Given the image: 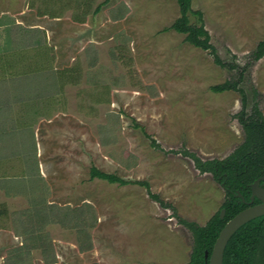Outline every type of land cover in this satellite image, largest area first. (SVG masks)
Instances as JSON below:
<instances>
[{
	"label": "rangeland",
	"instance_id": "rangeland-1",
	"mask_svg": "<svg viewBox=\"0 0 264 264\" xmlns=\"http://www.w3.org/2000/svg\"><path fill=\"white\" fill-rule=\"evenodd\" d=\"M104 1L0 0V264H189L194 236L179 218L205 225L227 200L212 173L171 151L222 159L244 141L241 92L211 87L241 78L264 38V0H193L222 60L241 69L164 30L177 0ZM80 18L101 26L102 47L80 50L93 32ZM239 87L248 113H264V57ZM93 165L148 180L173 207L92 179Z\"/></svg>",
	"mask_w": 264,
	"mask_h": 264
},
{
	"label": "trees",
	"instance_id": "trees-1",
	"mask_svg": "<svg viewBox=\"0 0 264 264\" xmlns=\"http://www.w3.org/2000/svg\"><path fill=\"white\" fill-rule=\"evenodd\" d=\"M177 1L180 6V16L164 30L173 29L178 33L185 34L186 42L210 51L218 65L231 69H241L239 65L226 63L222 60L216 46L212 43L211 34L205 26L204 13L202 10L193 9V0ZM107 2L109 0H105L102 5L107 4ZM102 5L96 9V13ZM191 13L199 18V24L191 22ZM263 57L264 38L250 54L248 63L240 72V77L242 78L243 71ZM241 78L216 84L211 89L216 93L228 90L241 92L243 107L236 116L245 132L244 141L231 154L222 159L204 160L189 149L171 151V153L192 158L201 173H212L218 182L224 184L228 195L231 197L223 204L222 209H226L224 218H221L222 209L205 225L179 218V222L191 230L194 236V246L189 264H210V255L220 231L229 220L248 206L244 200H250L251 184L264 175V113L258 104H255L251 113H248L247 96L245 91L239 87ZM134 126L142 130L144 135L150 139L153 147L163 150L161 144L147 132L144 125L135 121ZM90 176L92 179L99 178L120 186L140 185L145 187L150 197L158 201L163 207H173L163 200L158 193L152 191L151 183L148 180L127 179L116 173L105 172L95 165L91 167ZM1 212L3 211L0 210ZM206 252H209L208 258H206ZM224 264H264V215L251 220L233 235L225 251Z\"/></svg>",
	"mask_w": 264,
	"mask_h": 264
},
{
	"label": "water",
	"instance_id": "water-1",
	"mask_svg": "<svg viewBox=\"0 0 264 264\" xmlns=\"http://www.w3.org/2000/svg\"><path fill=\"white\" fill-rule=\"evenodd\" d=\"M264 179V177H262ZM261 179H257L252 184L251 203L258 198L261 203L252 205L243 209L236 214L222 228L210 255V264H224V256L227 245L233 235L245 224L264 215V188L261 186ZM226 209L222 210L221 218H224ZM209 257V252H206V258Z\"/></svg>",
	"mask_w": 264,
	"mask_h": 264
},
{
	"label": "crops",
	"instance_id": "crops-1",
	"mask_svg": "<svg viewBox=\"0 0 264 264\" xmlns=\"http://www.w3.org/2000/svg\"><path fill=\"white\" fill-rule=\"evenodd\" d=\"M49 15V14H48ZM47 16V15H46ZM50 16V15H49ZM89 16V15H88ZM87 16V17H88ZM86 17V18H87ZM54 18H60L59 16H55ZM81 19V18H80ZM88 19H89V17H88ZM86 20L85 22H84V20H78L79 22L78 23H80L81 25H86L87 26V29H85V30H90V28H92L91 26H93L92 25V23H90V20ZM113 22V21H112ZM101 28V26L100 27H93L92 28V30H93V34L91 33V30H90V32H88V34H87V36H86V38H85V40H86V42H85V44L84 45H82L81 47H80V50L81 49H84V50H86V47L87 46H94L95 45V49H97V48H99V47H102V45L101 44H99V42H97V41H95L94 39V33H95V31L96 30H98V29H100ZM32 29H35V28H32ZM93 49H94V47H92ZM83 56H84V58L86 59V57H87V52H85L84 54H83ZM82 84H83V82H82ZM81 84V85H82ZM85 84V86L87 85L86 83H84ZM214 86V85H213ZM113 89H112V92H115V90H117L118 91V89L116 88V89H114V87H112Z\"/></svg>",
	"mask_w": 264,
	"mask_h": 264
},
{
	"label": "flooded vegetation",
	"instance_id": "flooded-vegetation-1",
	"mask_svg": "<svg viewBox=\"0 0 264 264\" xmlns=\"http://www.w3.org/2000/svg\"><path fill=\"white\" fill-rule=\"evenodd\" d=\"M262 177H264V175L260 176L258 179H261V185H260V186H261L262 188H264V179H263ZM256 180H257V179H256ZM256 180H255V181H256ZM255 181H254V182H255ZM254 182H253V183H254ZM253 183H252V184H253ZM252 184H251V195H252ZM221 185L223 186V188H224L225 191H226V194H227V200H228V199H231V197L228 195L227 188H225L224 184L221 183ZM236 195H237V194H236ZM238 195H241V194H238ZM251 195H250V200H244L245 203L248 205L246 208H248V207H250V206H252V205H255V204H259V203H261V200L258 199V198H255V200L251 203ZM227 200H226V201H227ZM226 201H225V202H226ZM222 210H223V209H222Z\"/></svg>",
	"mask_w": 264,
	"mask_h": 264
}]
</instances>
